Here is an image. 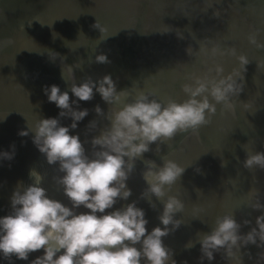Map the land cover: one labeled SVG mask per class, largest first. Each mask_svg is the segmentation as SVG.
Here are the masks:
<instances>
[{
  "label": "water",
  "instance_id": "obj_1",
  "mask_svg": "<svg viewBox=\"0 0 264 264\" xmlns=\"http://www.w3.org/2000/svg\"><path fill=\"white\" fill-rule=\"evenodd\" d=\"M96 21L102 32L94 27ZM257 29V39L264 43V0H0V152H11L15 145L11 161L0 159V217L10 214V197L17 186L32 182L31 169L44 176L43 186L51 198L71 206L53 182L58 174L54 166L46 163L32 143L33 134L18 135L41 118L59 117L60 109L48 102L44 86L58 85L75 100L69 89L73 77L79 85L88 76L96 80L111 75L120 104L133 102L139 92L152 93L161 103L169 99L182 103L188 99L182 85L214 67L213 61L223 65L225 76L239 67L236 57L212 58L201 52L202 47L210 51L220 44L235 47L237 55L243 53L250 60L243 91L229 103L217 104L211 123L177 133L160 143L159 153L157 144L150 145L127 181L132 196L114 209L135 200L145 210L147 229L160 225L163 206L153 197L157 204L153 210L140 199L147 187L141 173L144 160L160 165L164 156L187 167L169 192L184 203L183 212L175 217L184 224L165 238L177 264H201V246L196 242L200 234L211 232L217 216L232 214L241 223L242 234L250 231L262 214L248 207L255 202L256 190L264 204V169L243 167L246 153L264 152V67L257 68V62L264 61V49L247 40ZM98 54L107 55L110 63L91 62ZM96 105L105 113L110 108L118 110L99 93L91 101H80L79 108L88 109L89 115L70 134H78L82 142L90 141L109 123L97 116ZM92 120L98 121V129L88 132L86 126ZM60 122L68 126L72 121L60 118ZM85 148L90 153V143ZM85 211L89 210L77 209ZM245 219L251 224L243 225ZM189 241L196 244L186 249ZM262 252L264 247L249 244L238 255L242 264H264ZM42 254L43 249L30 253L27 261L13 257L11 264H30ZM214 257L202 264H238L225 259L223 249ZM0 264L10 262L0 254Z\"/></svg>",
  "mask_w": 264,
  "mask_h": 264
},
{
  "label": "clouds",
  "instance_id": "obj_2",
  "mask_svg": "<svg viewBox=\"0 0 264 264\" xmlns=\"http://www.w3.org/2000/svg\"><path fill=\"white\" fill-rule=\"evenodd\" d=\"M94 27L103 31L97 21ZM258 35L259 29L249 33L248 43L264 49ZM178 36L183 38L181 34ZM189 48L186 49L188 54ZM201 52L212 58L236 57L239 67L225 76L223 65L213 61L214 67L208 68L202 76H191L193 83L182 85V91L188 96L182 103L175 99L161 103L152 98V93L139 92L133 102L120 104L116 82L111 75L96 80L88 76L79 85L73 77L69 85L61 72L71 94L77 98L75 100H70L69 92H62L58 85L44 86L48 102L60 109L59 117L41 118L32 127L20 130L18 135L33 134L32 143L46 163L54 166L58 174L53 177V182L71 206L51 198L43 186L44 176L31 169L29 178L32 182L17 186L10 197V214L0 217V254L5 260L10 264L13 257L27 261L30 253L43 249V254L30 264H142V261L143 264H177L165 238L184 224L175 218L177 213L183 212L184 203L169 192L187 167L164 156L160 165L152 160L143 161L141 175L147 187L140 199L146 200L153 210L157 208L153 197L163 206L158 216L160 225L151 231L146 227L149 221L145 210L137 206V201L115 209L114 206L132 196L127 181L135 172V162L151 150L150 145L157 144L155 151L159 153L160 143L177 133L211 123L216 105L229 103L232 96L243 91L244 74L250 63L247 55H237L235 47L220 44H214L210 51L202 47ZM91 62L108 64L110 60L107 55L98 54ZM260 67H264V61L257 62V68ZM96 93L118 110L110 108L105 113L96 105L97 116L104 117L109 123L90 141L82 142L80 136L70 134V130H75L78 122L89 115L88 109L79 108V102L91 101ZM209 97L215 103H211ZM60 118H70L72 122L63 126ZM98 125L97 120L90 121L86 126L88 132L97 130ZM86 143L91 145L90 153L86 151ZM11 148V152H0V159L11 161L14 158L15 145ZM225 166L221 164V167ZM243 167L264 169V152L246 153ZM255 197V202H250L248 207L262 214L256 217V226L250 231L242 234L241 223L234 215L225 214L216 217L211 232L200 234L196 243L201 246V264L204 259L214 260V253L221 249L225 259L242 264V255H238L242 247L249 244L264 247V204L260 202L258 190ZM81 207L89 211L77 212ZM110 209L114 210L106 211ZM249 224L250 220L243 221V225ZM196 243L189 241L185 248L190 249ZM259 256L264 260V252Z\"/></svg>",
  "mask_w": 264,
  "mask_h": 264
}]
</instances>
